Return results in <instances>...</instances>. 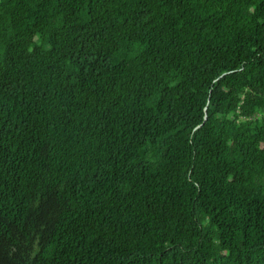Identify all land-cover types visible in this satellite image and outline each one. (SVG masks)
Instances as JSON below:
<instances>
[{
  "label": "trees",
  "instance_id": "1",
  "mask_svg": "<svg viewBox=\"0 0 264 264\" xmlns=\"http://www.w3.org/2000/svg\"><path fill=\"white\" fill-rule=\"evenodd\" d=\"M0 264H264V0H0Z\"/></svg>",
  "mask_w": 264,
  "mask_h": 264
}]
</instances>
